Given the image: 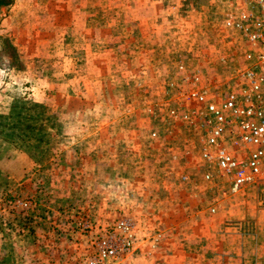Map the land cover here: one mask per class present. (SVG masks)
Returning <instances> with one entry per match:
<instances>
[{
	"label": "rangeland",
	"instance_id": "1",
	"mask_svg": "<svg viewBox=\"0 0 264 264\" xmlns=\"http://www.w3.org/2000/svg\"><path fill=\"white\" fill-rule=\"evenodd\" d=\"M244 8L0 0V264H264V179L233 188L206 144L249 64ZM110 234L128 246L100 259Z\"/></svg>",
	"mask_w": 264,
	"mask_h": 264
},
{
	"label": "built area",
	"instance_id": "2",
	"mask_svg": "<svg viewBox=\"0 0 264 264\" xmlns=\"http://www.w3.org/2000/svg\"><path fill=\"white\" fill-rule=\"evenodd\" d=\"M241 1L246 8L235 22L226 23L242 32L251 47L245 54L249 64L238 74L240 92L229 93L219 106L212 103L205 105L211 118L206 144L215 147L217 167L225 173H232L233 188L249 181L264 179V0ZM190 97L199 102L204 101L199 92H191ZM224 113L237 120L238 130L234 142L249 147L245 160L236 159L221 145L225 127ZM202 155L208 157L209 151L203 149ZM113 238L114 234H110L109 243L100 247V259L115 257L127 248L128 242L117 243Z\"/></svg>",
	"mask_w": 264,
	"mask_h": 264
}]
</instances>
